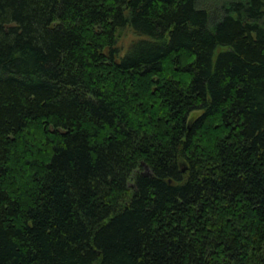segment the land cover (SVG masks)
I'll use <instances>...</instances> for the list:
<instances>
[{
  "label": "trees",
  "instance_id": "16d2710c",
  "mask_svg": "<svg viewBox=\"0 0 264 264\" xmlns=\"http://www.w3.org/2000/svg\"><path fill=\"white\" fill-rule=\"evenodd\" d=\"M209 1L0 0V264H264V0Z\"/></svg>",
  "mask_w": 264,
  "mask_h": 264
},
{
  "label": "rangeland",
  "instance_id": "374dc122",
  "mask_svg": "<svg viewBox=\"0 0 264 264\" xmlns=\"http://www.w3.org/2000/svg\"><path fill=\"white\" fill-rule=\"evenodd\" d=\"M223 2V1H222ZM208 5L211 4V0L209 2H207ZM134 39V36L133 34L129 31V30H126L122 37L120 38L118 44H117V47L119 49V53L121 55H123L125 53V51L127 50V47L128 45L130 44V42ZM201 115V112L199 111H196L194 112L191 116L194 117V118H197Z\"/></svg>",
  "mask_w": 264,
  "mask_h": 264
}]
</instances>
